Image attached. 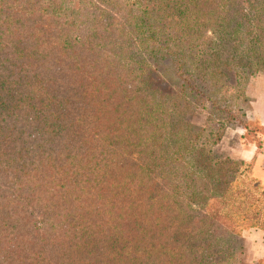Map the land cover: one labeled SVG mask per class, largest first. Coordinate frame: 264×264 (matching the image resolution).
I'll use <instances>...</instances> for the list:
<instances>
[{
  "label": "trees",
  "instance_id": "trees-1",
  "mask_svg": "<svg viewBox=\"0 0 264 264\" xmlns=\"http://www.w3.org/2000/svg\"><path fill=\"white\" fill-rule=\"evenodd\" d=\"M75 1L66 16L57 8L51 12L52 21L76 17L81 22V37L69 30L81 44L69 42L63 48L52 28L45 33L37 25L40 16L30 14V3L39 0H0V147L34 142L37 147L67 148L81 158L76 142L81 123L86 125L81 148H95L91 137L97 135L96 146L116 148L125 163L112 153L104 162V151L98 163L96 156L84 154L81 171L91 178L85 189L91 192L84 197L74 198L75 191L50 173L44 181L62 203L50 202L29 218L6 222L8 226L0 222V231L10 227L15 232L10 240L0 236L5 249L0 264H14L13 254L23 247L33 254L35 248H49L60 261L65 252L57 256L55 246L64 242L52 238L59 226L51 227L50 218L63 225L69 221L62 228L74 235L63 257L67 263L81 252L86 264H110L105 250L114 247L118 252L107 253L118 264H247L238 238L250 229L264 233V185L254 177L253 161L221 158L213 147L223 130L236 125L264 149V127L253 128L245 86L250 77L264 75V0H136L123 20L118 13L96 9L92 0ZM113 49L117 58L108 61L107 50ZM39 50L49 58L44 75L35 74L31 61ZM62 58L81 70V87L64 80L70 68L65 70ZM154 71L179 78L180 91L149 95L145 90ZM126 75L131 90L124 86ZM193 110L209 115L206 129L195 130L184 122ZM99 113L107 120L112 114L111 123L118 127L101 136L96 125L91 130L84 121L96 124ZM54 151L45 158H53ZM55 156L59 160L61 153ZM78 167L63 172L73 184L81 180L74 171ZM0 169L17 170L6 164ZM1 196L3 206L13 203L12 194ZM58 210L71 214L66 217ZM72 215L86 220L91 229L102 228V237L97 233L77 242L79 232L69 229ZM144 215L149 222L141 219ZM29 225L37 235L22 236L20 230L27 232ZM181 228L184 235L178 233Z\"/></svg>",
  "mask_w": 264,
  "mask_h": 264
},
{
  "label": "rangeland",
  "instance_id": "rangeland-1",
  "mask_svg": "<svg viewBox=\"0 0 264 264\" xmlns=\"http://www.w3.org/2000/svg\"><path fill=\"white\" fill-rule=\"evenodd\" d=\"M19 1L21 0H18V2ZM135 1L136 0H92V3L96 9H102L104 10L106 14L112 15L113 12L115 14L118 13L119 19L123 20L124 13L127 12L128 8ZM73 2H76V1L75 0H39L38 4L30 3V10H31L30 14L31 15L34 14L36 16L38 14L40 16V19H38L40 23L37 24L39 28L42 27V30L45 33L49 32L50 29L52 28V31H53L52 35L56 37L57 39H59V44L63 48H66L65 43H69V42L71 43V42L77 41L78 45L81 44V40L79 38L77 39L76 37V36L81 37V22L76 23V20H77L76 17L72 18L71 20L67 18H63L60 21L58 20L52 21L51 12L54 11L55 8H57L56 11L58 12L59 15L66 16L72 10ZM91 11L93 10L91 9ZM22 14L23 16H26V13L24 11H22ZM93 18L94 17H89L88 19L92 21ZM111 22L114 25H116L114 23V20ZM21 25H23L25 29L28 27V25L23 22ZM70 29H72V33L75 34L76 36H73L72 34L69 33ZM59 30H62L65 36L62 35V33L60 34ZM96 33L97 35L100 34V29L98 27H97ZM210 35L211 33H208V36ZM77 51L81 52V46L77 48ZM115 53H116V49H113L111 51L107 50V54L111 56L108 59V61H112L113 57L115 59L116 57ZM46 60L48 62L49 58L43 57L40 50L37 52L35 57L31 59L32 63L34 64L33 66H34L35 74L44 75L45 69H46L44 67V64H46ZM71 63H73V61L65 60L62 58L61 65H67L65 67L66 68L65 70H67V68H70L64 80L69 82L73 86L81 87V70H78ZM107 66L109 68L110 66H112V64L107 65ZM151 78H152L151 86L149 89L147 88V90H145L149 95H151L152 91H155L158 96L159 95L172 96L175 93H178L181 89L180 79L174 76L171 72L169 75H163L157 71H154ZM123 81H124V86H126L127 89L131 90L132 82L130 81L128 75L124 77ZM245 86L249 88L250 90L249 100H250L251 109L249 111V119L251 120L253 124H255L253 125V128H257V126H263L259 122L258 116L264 115V75L261 74V75H255V76L250 77L249 80L247 79V81L245 82ZM102 116H103L102 113H99L98 116L96 115L95 118L98 119L96 124H94V121L91 122L90 119H87L86 121H84L85 124L87 122H90L91 130H92V126L94 127L96 125L97 126L96 133L100 136L102 135V133L100 132L110 131L114 129L115 127H118V124L111 123L112 114L109 116L108 120L106 118H102ZM208 117L209 115L204 111H201V110L194 111L193 110L189 112L184 117L183 120L187 125H189L190 127H193V129L203 130L208 127V124H209ZM19 125H22V122H20ZM85 126L86 125H83L81 123L79 124L78 128L80 130L78 133V139H76V142L81 150L82 161H81V158H79V156L77 155L75 156V154L68 151L67 148H53V145H50L49 148H46V146L40 147L41 145L37 147L36 143L31 142V143H25V144L31 145L30 148H26L24 143H21L16 148L0 147V165L6 164L10 166L12 169L17 168V170L12 171V173H5L4 171L0 169V222L2 225L8 226L6 222L14 224L20 217L29 218L30 212L33 211L31 215H35L34 214L35 211H37L38 213V211L41 210L44 206L49 207L50 202H53L52 204L54 206L56 205V203L57 204L62 203L58 201L61 199L56 195V192L52 191V187H49L44 181L45 179L49 178L48 176L50 173L54 174L56 176L55 178L63 179L70 186L72 193L75 191V193L73 194L75 195L74 198L78 196L84 197L87 193L91 192V191H85V189L88 188L86 183L90 182L91 178L89 174L83 173V171H81V166L86 165V162L83 156L84 154H86L88 157H89V154L90 156H96L97 163H98L100 161L102 162V159L100 158L99 153L101 151H104L106 153L105 155L102 156L104 158V162L105 160L110 159V156L113 155L116 158L115 160L121 163H125L123 159H121L120 157H117L118 153H116L117 152L116 148H98L97 147L98 144L95 141H99V140L97 138V135L94 136L93 133H92L93 135L91 138L92 140H94L95 148L94 147L93 148H81V130L83 134L85 131L84 130ZM100 127H102L101 131H100L101 129ZM166 134L167 133H165V135ZM261 135L262 134H260L259 137ZM87 138L88 137H86V140H89V138L88 139ZM261 138H264V136H261ZM258 144H259L258 141L247 140L245 138L244 132L240 128H238L236 125H229L225 130L221 132V138L217 142L216 146H214L213 148H214L215 153L221 158H229L235 161H240L242 160L239 154L240 149L243 148V146H249V145L254 146L256 148V154L254 158L252 160H249L248 162L250 161L254 162V166H253L254 177L261 180L264 185V181L259 177V175H256L255 173V172H258L259 174L264 176V149L259 150ZM52 150H55L53 153V158H45L48 154V151H50L52 154ZM56 152L61 153V157L59 160L55 156ZM14 156H16L18 159L17 163L14 159ZM56 161L62 162V166H58ZM243 161H246V160H243ZM64 164H66L67 167H63ZM77 165H79V167L74 171H76L77 173H80L81 180L79 181V183L73 184L72 183L73 179L72 177H70V174H67V173L63 174V172L65 170H72ZM60 167L61 169H59ZM125 178L126 177L124 176L123 178H120V179L124 180ZM91 185H96V183L91 184ZM72 187L74 188L73 190H72ZM1 192L6 193V194H12L13 203L9 204L11 206L9 205L3 206L2 200H1L2 199ZM23 211H26V212L22 213L21 215V212ZM78 211L80 212V209H78ZM81 211H82V208H81ZM58 213L66 217L70 216L71 214L70 211L65 212V210L64 211L58 210ZM109 216L110 215H106L105 217H109ZM141 219H145L148 222L150 221L145 215L142 216ZM69 220L70 222H72L69 228L70 231L74 230L75 234L79 232L78 238L76 237L75 239L77 242H80V241L82 242L81 238H83V240H85V238L87 237L90 238L91 236H92L91 238H94V236L97 233L100 234V237H102L101 235L102 231L100 230L102 228L94 227L93 229H91L88 226V223H86V220L81 219L80 221L77 215H72L69 218ZM36 221H38V217ZM50 222H51V227L53 226L54 223H56L59 226L56 232H52L51 235H52V238L59 239L60 242H64L60 246H55V247H59L55 251L57 256L59 253L65 252L62 256V259L56 262L55 260L60 259V258L51 255L49 248L46 250L35 248L34 250L37 252V254H33L31 253V250H29L30 247H23V248L19 247L20 249L17 252V254L16 252L13 254L12 260L14 261V264H61L62 262L64 264H86L87 260L83 259L82 257L83 254H81V252L75 253L74 260L70 263H67L65 259L63 258L66 256L68 252L69 239L74 238L73 234H70L69 232L66 233V231L64 230L65 229L64 227L67 226V223L69 221H67V223L63 225L59 221H57V219L50 218ZM108 223L111 226H114L113 221H110V222L108 221ZM23 226L21 227L23 228ZM45 227L47 226L44 225V228ZM85 227L91 230L84 229ZM253 230H256V232L260 231L258 229L246 230L242 232L240 238H238L239 244L245 247L246 254H247V261H246L247 264H257L259 260L264 259V258L257 259L258 257L264 254V241L261 238L257 237V235L253 233ZM16 231H19V230H16ZM0 232H2L0 236H6L8 240H10L9 239L10 237L15 236V232L12 231L10 227H5L4 230ZM20 232H21V235L24 237H25L24 234H27L28 236L37 235L35 234L37 231L32 225H29L27 227V232L22 231V229L20 230ZM245 232L251 233L248 239L243 238V233ZM151 233L152 232L149 231L148 236H151L152 235ZM178 233L180 235H184L185 230L181 228L178 231ZM66 235H68L67 239H65ZM135 239L136 238H134L133 241H137V239L136 240ZM10 244H12V241L11 243H9V245ZM120 248H124V247L120 246ZM107 250H116V252H118V249H115L114 247H106V250H105V254H107L108 262L110 264H118L120 261L116 260L117 261L116 263L113 262V260H111V258L108 256ZM3 254H5V249L0 247V256Z\"/></svg>",
  "mask_w": 264,
  "mask_h": 264
},
{
  "label": "crops",
  "instance_id": "crops-1",
  "mask_svg": "<svg viewBox=\"0 0 264 264\" xmlns=\"http://www.w3.org/2000/svg\"><path fill=\"white\" fill-rule=\"evenodd\" d=\"M258 120L261 123V125L264 126V115L258 116ZM239 154H240V158L242 160H246V161L252 160L254 158L255 154H256V148L254 146H252V145L243 146V148L240 149V153ZM255 173H256V175H259V177L264 181V176H262L258 172H255ZM253 233L255 235H257V237L261 238L264 241V235H263L262 231L256 232V230H253ZM250 235H251L250 232H245V233H243V238L244 239L245 238L248 239V237H250ZM261 258H264V254L262 256L258 257L257 259H261Z\"/></svg>",
  "mask_w": 264,
  "mask_h": 264
}]
</instances>
